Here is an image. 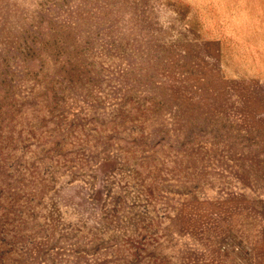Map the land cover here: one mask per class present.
Instances as JSON below:
<instances>
[{"label": "rangeland", "instance_id": "rangeland-1", "mask_svg": "<svg viewBox=\"0 0 264 264\" xmlns=\"http://www.w3.org/2000/svg\"><path fill=\"white\" fill-rule=\"evenodd\" d=\"M206 2L0 0V264H264V81Z\"/></svg>", "mask_w": 264, "mask_h": 264}, {"label": "crops", "instance_id": "crops-1", "mask_svg": "<svg viewBox=\"0 0 264 264\" xmlns=\"http://www.w3.org/2000/svg\"><path fill=\"white\" fill-rule=\"evenodd\" d=\"M201 7L199 32L217 42L223 76L264 81V0H207Z\"/></svg>", "mask_w": 264, "mask_h": 264}]
</instances>
